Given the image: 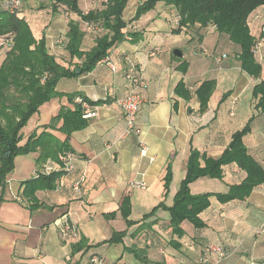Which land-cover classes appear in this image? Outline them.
Returning a JSON list of instances; mask_svg holds the SVG:
<instances>
[{
    "label": "crops",
    "instance_id": "crops-1",
    "mask_svg": "<svg viewBox=\"0 0 264 264\" xmlns=\"http://www.w3.org/2000/svg\"><path fill=\"white\" fill-rule=\"evenodd\" d=\"M141 1L129 0L125 21L133 19ZM102 3L80 0L79 5L87 13L102 8ZM21 16L37 40L45 35L49 53L67 66L70 57L63 40L69 20L80 18L63 10L52 15L50 9L39 10L36 5L25 6ZM177 20L175 9L159 4L124 30L126 34L141 33L140 41L132 42L130 37L114 47L107 62L98 64L93 72L58 82L56 90L61 94L81 93L92 102L103 103L96 106L98 117L70 136L75 170L60 180L55 191L38 190L35 202L26 197L22 184L34 177L39 154L16 158L14 172L0 189V264H114L116 259L117 264H128L125 256H133L132 248L144 249L155 263L201 264L203 249L209 244L224 247L231 254L222 264H264V183L245 200L221 203L212 197L210 208L200 215L205 228L195 229L184 222L180 238L173 235L166 210L159 209L143 222V217L161 204L173 205L186 178L192 149L217 159L233 135L249 123L251 131L244 137V145L264 170V113L257 110L253 97L260 80L240 69L232 55L234 49L226 47L215 28L179 29ZM81 27L87 33L83 50L89 51L105 32L95 25ZM250 27L259 32L261 24L252 18ZM175 50H180L183 57L175 56ZM258 61L263 66L264 80V52ZM135 71L144 78L140 90L143 104L137 117L140 133L121 138L126 122L117 101L130 91L131 81L126 75ZM208 80L216 82V89L206 111L201 112L195 92ZM181 83L184 90L178 93ZM62 107L73 108L66 97L42 106L24 128L22 144L33 132L49 125ZM52 133L59 140L65 138L57 131ZM141 144L148 148V157L141 156ZM45 166L59 168L51 161ZM168 166L172 182L165 196ZM246 177L247 173L236 164L229 165L224 167L222 179L201 178L191 184L190 192L227 194ZM80 179L82 186L77 190L74 183ZM134 180L145 182L147 189L131 190L129 183ZM125 198L131 202L129 220L137 223L130 228L120 213ZM114 213L115 219L106 218ZM66 219L78 228V239L62 240L60 223ZM146 224L151 227L142 226ZM124 231L127 234L121 243L96 246ZM80 242L82 247L92 248L73 252V246ZM136 261L130 262L142 264Z\"/></svg>",
    "mask_w": 264,
    "mask_h": 264
},
{
    "label": "trees",
    "instance_id": "trees-1",
    "mask_svg": "<svg viewBox=\"0 0 264 264\" xmlns=\"http://www.w3.org/2000/svg\"><path fill=\"white\" fill-rule=\"evenodd\" d=\"M48 2L47 5L41 4L38 9H50L52 15L63 10L80 18L79 21L69 20V31L63 40L62 45L70 57L67 66L49 53L45 35L37 40L27 20L20 15L21 12L12 13L6 1L0 0V52L4 46L8 45L5 59L0 65V189H4L8 177L14 172L16 158L33 153L39 154L36 160L39 168L35 172L39 177L34 176L22 184L25 187L24 195L32 201L35 202V194L38 190L55 191L64 176L73 174L65 170L67 155H74L68 141L74 132L86 128L89 124V121L83 118L82 105L77 99L80 98L93 107L103 102H92L81 93L61 94L56 90L58 82L61 79H73L93 72L98 64L109 59L114 47L128 38L131 37L132 42L140 41L143 38L141 33L126 34L124 30L128 24L139 21L155 10L159 4L172 7L177 11L179 29L186 28L193 31L195 27L202 30L215 28L216 33L225 41L226 47L229 45L234 49L232 55L237 59L240 69L251 78L260 80L253 89V97L257 101V110L264 113L263 66L257 58L258 45L264 42L263 12L259 32H254L250 27L254 14L259 9L264 11V0H142L135 16L129 22L124 20L129 0H103L102 8L87 13L81 10L80 0H49ZM84 24L99 26L105 32L96 38L95 46L89 51L83 50L87 34L81 27ZM219 56L226 58L225 55ZM77 70H80V74ZM215 89L216 82L208 80L201 83L195 92L201 112L206 111ZM183 90L184 85L181 83L177 91L180 93ZM64 97L73 108L62 107L60 113L49 125L42 127L40 132L38 130L33 132L22 144L23 130L31 118L45 104L56 99L62 100ZM188 97L191 98L190 92ZM52 131L60 133L65 137L64 140H59ZM250 131L249 123L243 130L235 133L227 149L217 159L209 158L192 149L187 162L186 178L181 184L173 205L166 207L161 204L145 215L143 222L155 216L159 209L166 210L170 215L172 233L180 238L184 235L182 228L184 222L190 223L195 229L205 228L200 215L210 208L212 197H216L221 203L245 200L257 186L264 183V170L249 155L244 145V137ZM49 161L57 163L59 168L45 166ZM233 164L247 173L246 179L240 185L231 187L227 194H191L192 183L201 178L222 179L224 167ZM164 182L165 196H167L172 182L171 166L167 168ZM76 184H79V190L82 186L81 179L74 183L75 186ZM120 213L128 228L137 224L129 220L131 215L129 198L124 199ZM116 215L110 214L106 218L115 219ZM142 226L151 227L148 224ZM126 234L127 231L116 232L103 244L121 243ZM209 246L212 244L206 245L203 249L199 259L201 264H217L215 256L209 257L206 253ZM90 248L92 247H82L80 242L73 246V252ZM130 250L142 264H160L149 260L144 249ZM206 259L207 262H203Z\"/></svg>",
    "mask_w": 264,
    "mask_h": 264
},
{
    "label": "built area",
    "instance_id": "built-area-1",
    "mask_svg": "<svg viewBox=\"0 0 264 264\" xmlns=\"http://www.w3.org/2000/svg\"><path fill=\"white\" fill-rule=\"evenodd\" d=\"M10 11L12 13H19L24 2H35V1H42V0H5ZM258 18H260L258 16ZM178 23V20L176 21ZM107 62L104 60L101 63ZM127 79L131 81V88L128 94L119 99L117 101L118 107L121 110L125 122H126V129L121 138L131 137V136H139V127L137 125V117L140 111V108L143 104V96L140 92L141 88L144 86V78L142 74L135 71V73H129L127 75ZM78 103L82 105L83 109V118L87 121H90L96 117H98V110L97 107L90 106L87 102L83 101L82 99H77ZM140 154L142 157H148V148L144 145H140ZM150 161H153L150 158ZM75 156L72 154L67 155L66 157V164L65 170L68 173H73L75 170ZM48 173V171L46 172ZM35 177H39L38 174L34 173ZM81 182L83 180L81 179ZM75 188L78 190L79 184H76ZM129 188L131 190H145L147 189V184L143 181H131L129 183ZM60 236L63 241L75 240L78 239L80 234L78 228L69 220H65L64 222L60 223ZM261 232L264 233V225L261 228ZM207 255L215 256L216 263L219 264L220 262L230 258L231 254L224 250L222 247L212 245L206 249ZM203 262H207V259ZM250 264H256L252 262Z\"/></svg>",
    "mask_w": 264,
    "mask_h": 264
},
{
    "label": "rangeland",
    "instance_id": "rangeland-1",
    "mask_svg": "<svg viewBox=\"0 0 264 264\" xmlns=\"http://www.w3.org/2000/svg\"><path fill=\"white\" fill-rule=\"evenodd\" d=\"M49 0H42V1H35V2H25L24 3V5L22 6V8H21V10H20V12L22 13L23 12V9L25 8V6L27 7V5L29 6L30 5V7L33 5V7L36 5V7H37V9L39 8V6L42 4V5H47L49 2H48ZM262 12L264 13V11H262L261 9H259L255 14H254V18H255V20L256 21H258L259 23H260V21L262 20V17H261V14H262ZM21 13H20V15H21ZM261 13V14H260ZM263 15V14H262ZM256 16V17H255ZM257 16H259L260 18H257ZM126 17L128 18V14H126ZM262 22V21H261ZM261 24V23H260ZM260 29V28H259ZM7 51H8V45H7V47L6 46H4V48L2 49V51L0 52V63L5 59V56H6V53H7ZM258 53H257V56H258V58H260V54L261 53H263L264 52V42L262 41V42H260L259 43V45H258ZM264 62V61H263ZM263 65H264V63H263ZM25 133H26V131H25ZM97 245H99V244H97ZM96 245V246H97ZM103 245H105V244H103V243H100V246H103ZM132 254V253H131ZM133 255V254H132ZM79 257H81V256H78V259H79ZM88 258V257H87ZM125 258L126 259H128V260H130V261H132V262H135V263H137V261L136 260H138V259H136L135 258V256L133 255V256H129V255H127V256H125ZM127 260V263L128 264H131V262L130 261H128ZM114 262H116V263H114V264H117V259L114 261ZM113 263V262H112Z\"/></svg>",
    "mask_w": 264,
    "mask_h": 264
},
{
    "label": "water",
    "instance_id": "water-1",
    "mask_svg": "<svg viewBox=\"0 0 264 264\" xmlns=\"http://www.w3.org/2000/svg\"><path fill=\"white\" fill-rule=\"evenodd\" d=\"M174 55L177 56V57H180L182 58L183 57V54L180 50H175L174 51ZM77 73L80 74V70H77Z\"/></svg>",
    "mask_w": 264,
    "mask_h": 264
}]
</instances>
